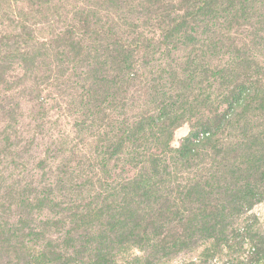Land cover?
Listing matches in <instances>:
<instances>
[{"label": "trees", "instance_id": "1", "mask_svg": "<svg viewBox=\"0 0 264 264\" xmlns=\"http://www.w3.org/2000/svg\"><path fill=\"white\" fill-rule=\"evenodd\" d=\"M52 1L0 0L2 17L12 30L0 36V146L5 145L0 152V171L4 157H9L6 169L20 167L15 159L19 155L17 143L23 138L18 135L19 128H15L23 122V113L14 96L5 92L14 86L20 87L29 79L34 81L33 87H25L19 94H28L29 100L38 106L37 113L28 116L35 122L37 134L48 122L44 120L45 114L41 115L39 111L43 108L39 104L43 103L39 93L43 84L53 85L61 92L67 83L71 89L81 88V95L94 98L93 107L100 114L97 119L108 123L107 112L119 110L121 113L126 109L130 87L150 68L155 71L151 79L159 88L174 86L175 98L166 104L161 100L153 105L151 112L156 113L149 117H157L155 121L146 118L147 127L154 124V128L160 122L156 129L167 136V128L178 126L189 110L199 107L211 113L172 151L166 146L161 150V136L157 134L153 135L156 144L152 147L141 140L143 125L126 131V122L118 123L121 128L115 137L109 138L98 164L108 168L111 163L112 167L107 169L109 173L102 171L109 176L115 167L113 163L127 151L128 156L129 152L131 154L125 160H129L127 164L137 172L123 180L120 187L114 185L120 177L119 171L112 179L105 176L95 183L92 176L89 181L86 174L83 182H72L69 188L81 196L88 186L87 191L93 195L84 202L80 198L69 204L58 201L51 194L52 187L37 189L34 180L25 181L18 177L19 174L11 176L7 185L0 183L3 215L8 217L16 213L26 221L34 208L52 206L58 208L59 220L72 223L66 234L71 242L66 240L65 249H60L58 244L44 246L38 255L40 261L34 264H75V256L82 261L83 255H77L79 251H95V230H90L95 225L93 221L108 227L107 234L111 232L115 239L122 238V242L130 241L141 248L142 243L150 241L151 235L157 234L153 222L163 221L165 213H172L185 227L192 221L181 215L178 202L165 197L160 200L159 193L173 177L168 172L170 168L180 164L186 169L208 154L215 164L208 170L209 175L202 177V187L191 185L180 191L181 204L185 200L197 203L193 221L197 216L208 217L205 223L213 220L209 222L211 232L208 237L217 232L212 224L218 222L216 215L231 211L241 213L261 199L263 194L259 185H264V65L260 56L264 57V0H93L95 8L86 10L80 4L81 8L77 10L76 16L82 20L77 30L80 36L70 28L59 29L50 38L57 60L54 64L48 52H44L46 43L38 41L34 30L36 25L47 24L52 29L49 20L44 21L46 15L59 8ZM36 16L42 17L44 22L36 20L28 24L29 18ZM245 27L250 28V32L245 33ZM178 56L185 58L180 65L177 64ZM162 94L167 93L163 91ZM85 119L88 120L85 117L83 122ZM88 121L92 122V119ZM212 127L214 133L210 130ZM228 129H237L239 135L235 137L240 140L224 149L217 145L214 136L225 134ZM201 131L209 134L200 138ZM258 137L262 142L259 148L255 147ZM14 146L17 151H10ZM243 151L251 155L250 164L245 163ZM256 153L257 157L252 156ZM258 158L263 162L259 163ZM218 182H222L221 186ZM64 196L65 199L67 196ZM166 203H169L168 208ZM195 222L201 225L204 221ZM39 233L38 237L43 239L45 230L42 228ZM101 234L100 230L98 235ZM104 247L102 245L101 249ZM97 253L100 257L104 255ZM26 255L31 260L35 254L27 251ZM149 259L152 261L154 256ZM105 261L102 258L100 263Z\"/></svg>", "mask_w": 264, "mask_h": 264}, {"label": "rangeland", "instance_id": "2", "mask_svg": "<svg viewBox=\"0 0 264 264\" xmlns=\"http://www.w3.org/2000/svg\"><path fill=\"white\" fill-rule=\"evenodd\" d=\"M52 2L59 8L54 13L46 15L44 20H49V23L52 24L50 26L52 29L47 24L43 26L36 25L34 30L38 41L46 43L44 52H48L49 59L51 58L53 60L52 64H54L57 60L53 56L55 49L50 45L52 44L50 38L59 29L66 30L71 28L76 35H79L77 30H79L78 27H81L82 20H80L79 16H76L77 10L81 8L80 4L86 10H91L95 8V3H93V0L88 2L83 0H53ZM1 10L2 4L0 3V36L7 31H12L9 28V22L4 19V16L2 17ZM36 20L37 22H44L42 17L36 16V18H29L28 24ZM243 30L248 33L251 29L245 27ZM228 35H231V33ZM143 54L144 52H142ZM183 57H177V64L180 65L184 61L185 58ZM173 58L176 62L175 55H173ZM260 60L264 65L263 56H260ZM18 69L16 68L17 71ZM154 72L153 68H150L141 73L143 77L129 89L130 97L126 109L121 111V113H119V110L116 113L107 112V116L110 119L108 123L97 119L100 114L98 115L95 112V107H93L95 104L94 98L83 93L81 95V88L71 89L69 83H67L63 92H61L53 85L47 86L43 84L40 87L41 89L39 88L41 91L39 92L40 97L43 99H40L43 103L39 102V104H42L43 108L39 109V111L41 115L45 114L44 120L48 122L38 134L34 129L35 122L28 117L35 114L38 106H36L35 102L29 100L28 94L27 96L19 94L22 93L21 91L25 87H33L34 81L29 79L28 83L26 82L20 87L14 86L11 91L5 92L7 95L14 96V101L19 105L20 111L23 113V122L17 127L15 126V128H19L18 135L23 138H21V142L17 143V146H20L18 147L19 155L15 159L16 164L20 165V167L12 166L6 169V162L9 161V157L3 158V170L0 171L1 185L9 184L11 176L16 177L19 174L18 177H22L25 181L34 180L35 183L33 185L37 189L52 187L53 191L51 194H54L58 201L64 200L66 204H69L75 198L82 199V202L88 200L93 195V193L87 191L88 186L84 187L85 189L81 196L75 195L77 192L74 193L73 189L69 188L72 182H83L86 174H88V180L92 181V178L94 183L96 180L102 181V178L108 176L107 173L109 172H107V169L112 167L111 163L108 168L107 166L101 168L98 161L102 156L101 151L107 148L109 138L111 136L115 137L116 133H118L117 130L120 127L118 123L122 121L126 122V131L132 128L136 129V125H143L140 135L144 137L142 136L141 140L147 142L149 147L156 144V137L153 135L157 134L161 136V150H165L164 146L171 151L174 150L178 147L182 138L191 130L197 128L198 122L209 118L208 116H210L211 112L206 111V108L199 107L189 110L178 126L170 127L171 129L167 128L169 130V132L167 131V136L161 130L156 129L160 122L154 128V124L147 127L146 118L156 113L155 111L151 112L152 108H154L153 105L161 100V102L166 104V102L173 101L175 98L173 96V85H164L162 90L152 81L151 78L154 76ZM163 91L167 94L163 95ZM85 117L88 120L92 119V122L87 119L83 122ZM156 117H149V120L153 119L155 121ZM27 123L29 125H22ZM8 124L10 123L8 122ZM210 130L214 133V127ZM238 132L237 129H228L227 133L217 134L214 138H216L217 145H221L225 149L227 146L232 147L235 144L234 142L240 140L236 139L239 135ZM208 134V131H201L198 135L201 138ZM258 139L259 142L255 143V147L259 148L262 142L260 137ZM23 141H26V143L23 144ZM27 144L29 146H26ZM4 147L5 145L1 144L0 152ZM15 147H12L10 151L16 152L17 147ZM208 150L209 148L207 147L205 151L208 153ZM129 153L131 154V152ZM130 154L128 156L127 151H125L120 156V159L113 163L115 167L113 166L111 175L107 177L112 179L114 174L119 171L120 177L116 176L117 178L114 182L117 187H120V183L123 180L133 177L137 172L135 168L127 164L129 160L127 162L125 160L129 159ZM245 155V163L250 164V159L252 161L251 155L249 153H245ZM252 156L257 157L258 155L256 153ZM259 160V163L263 162L262 159ZM213 161L212 156L208 154L201 161L193 162L186 169L182 168L180 164L175 168L168 169L169 174L171 173L173 177L163 188L164 191L159 193L161 196L160 200L165 197L176 204L178 202L177 207L181 215L188 216L192 222L203 219V224L199 225V223L195 222V225L190 227L192 223L190 222L188 225L185 224L184 227V224L175 220L172 213H165L166 218L163 221L153 222L154 227L160 233L157 232V234L151 235L150 241L144 245L142 243L140 245L142 246L141 248L132 245L130 241L122 242V238L115 239L111 232L107 234L108 231L106 230H109L108 227L105 225L101 227L98 221H93L95 225L90 230H95V234H93L95 251H89L88 253H80L79 251L77 255H83L82 261L76 259L77 256L73 254L75 256V264H264V185H259V191L261 190L263 194L261 199L256 201L250 209L243 210L241 213H233L234 211H231L222 216L216 215L215 218L218 222L212 224H214L217 232L213 237H208L211 232L209 222L213 220L205 223L208 221V217L201 218L200 216H197L194 221L191 219L194 213L197 212L196 201L185 200L181 204L182 200L180 198H182V195L180 191L187 189L186 187L189 188L191 185L201 188L204 181L202 177L209 175L208 170H211L212 165L215 164ZM102 171L107 173L104 174ZM90 176L92 177L90 178ZM59 178L62 179L61 182ZM69 180L70 184L68 183ZM100 181H97V184ZM220 183L222 182L217 183L219 184L218 186H221ZM213 184L216 183L214 182ZM2 192L3 189L0 190V194ZM64 195L67 196L65 199ZM168 204H165L167 208ZM57 212L58 208L40 205L39 208L32 210L30 219L25 221L22 216L18 217L16 213L7 217L0 211V264H11V262L16 264V261L17 264L39 262L41 259L39 252L44 246L48 248L50 245L58 244L60 249H65L66 240L71 242V238L66 234H68L67 232L71 228L72 223L59 220L60 215H57ZM202 212L200 211V213ZM42 228L45 230L43 239L38 237ZM100 230L102 234L98 235ZM102 245L105 247L101 249ZM69 249L68 251L71 250ZM27 251L35 254L33 259L27 258ZM97 252L104 253V255L100 257ZM151 255L154 256L152 261L149 259ZM102 258L107 261L100 263ZM145 258L148 259L146 260ZM76 261L78 262L76 263Z\"/></svg>", "mask_w": 264, "mask_h": 264}]
</instances>
